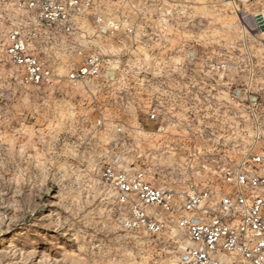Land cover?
<instances>
[{
  "label": "rangeland",
  "instance_id": "1",
  "mask_svg": "<svg viewBox=\"0 0 264 264\" xmlns=\"http://www.w3.org/2000/svg\"><path fill=\"white\" fill-rule=\"evenodd\" d=\"M93 7L129 26L112 38L69 37L39 25L17 0H0V264H183L192 244L176 219L161 213L158 234L127 229L128 210L104 171H142L155 186L219 199L235 190L225 168L264 152L249 110L255 97L264 107V0ZM13 30L53 70L54 86L23 82L5 51ZM90 53L117 82L70 83ZM159 82L165 120L156 124L146 117Z\"/></svg>",
  "mask_w": 264,
  "mask_h": 264
},
{
  "label": "built area",
  "instance_id": "2",
  "mask_svg": "<svg viewBox=\"0 0 264 264\" xmlns=\"http://www.w3.org/2000/svg\"><path fill=\"white\" fill-rule=\"evenodd\" d=\"M93 3L94 0H17L19 8L31 13L39 25L69 37L94 30L97 35L112 38L121 32L123 25L129 26L128 21H106L97 13L93 14ZM89 14L94 19L91 25L81 21ZM5 51L22 73L25 84L35 87L56 84L53 70L34 53L29 40L19 30L9 33ZM83 52L79 50V54ZM103 62L98 54L90 53L72 70L68 80L74 85L100 78L109 83L117 82L115 73H103ZM163 88L164 84L159 82L156 93L159 101L149 109L148 122L159 124L165 120ZM249 104L254 121V141L257 142L264 135V107L257 97L250 99ZM103 178L114 188L117 201L128 210L124 221L127 229L158 234L166 224L161 213L176 219L178 228L192 244L182 255L183 264H225L223 257L226 255L239 258L237 263L231 264H264V152L251 155L236 167L225 168L224 181L235 190L223 191L219 199L210 190L179 192L155 186L142 171L107 168ZM196 199L201 204L211 202L216 214L197 216L187 207L190 202L195 204ZM157 208L159 215L154 214Z\"/></svg>",
  "mask_w": 264,
  "mask_h": 264
},
{
  "label": "snow or ice",
  "instance_id": "3",
  "mask_svg": "<svg viewBox=\"0 0 264 264\" xmlns=\"http://www.w3.org/2000/svg\"><path fill=\"white\" fill-rule=\"evenodd\" d=\"M223 203H228V201H223ZM197 206H199V207H197ZM187 207L190 208L191 211L193 213H195L197 216H203L206 213L207 214H216V210L214 209L211 202L201 204V201L199 199H196L195 204H191V202H190ZM169 210H171V209H169ZM154 214L159 215L160 210L158 208L155 209ZM218 223H223V221H218Z\"/></svg>",
  "mask_w": 264,
  "mask_h": 264
}]
</instances>
